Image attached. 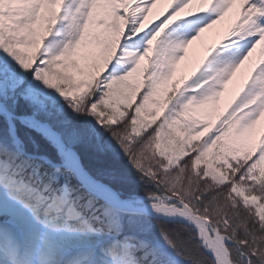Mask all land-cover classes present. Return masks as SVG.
Wrapping results in <instances>:
<instances>
[{"label": "snow or ice", "instance_id": "obj_1", "mask_svg": "<svg viewBox=\"0 0 264 264\" xmlns=\"http://www.w3.org/2000/svg\"><path fill=\"white\" fill-rule=\"evenodd\" d=\"M157 2L0 0V264H264V0Z\"/></svg>", "mask_w": 264, "mask_h": 264}, {"label": "rangeland", "instance_id": "obj_2", "mask_svg": "<svg viewBox=\"0 0 264 264\" xmlns=\"http://www.w3.org/2000/svg\"><path fill=\"white\" fill-rule=\"evenodd\" d=\"M166 2L167 0H158L152 12L149 13L150 20H155L156 14L165 8ZM224 21L225 19L212 26V28L207 29L205 33H202L197 40H194L191 44L188 45L183 58L177 64L176 72L173 76L174 82L179 83L184 78L190 76L191 73L196 70L200 60L206 55L210 47L226 41L227 37L230 34L227 33L226 28L223 26ZM249 65L250 64H248L247 66ZM242 67L244 66L242 65ZM178 71L181 72V74L177 76L176 73ZM243 76H245L244 72ZM235 77H238V75ZM239 79L240 76L228 83L225 92L222 93L219 101L211 112V119L215 120L219 117L220 113L225 109L229 99H231V97L239 90L241 83Z\"/></svg>", "mask_w": 264, "mask_h": 264}, {"label": "bare ground", "instance_id": "obj_3", "mask_svg": "<svg viewBox=\"0 0 264 264\" xmlns=\"http://www.w3.org/2000/svg\"><path fill=\"white\" fill-rule=\"evenodd\" d=\"M235 19H236L235 10H230L229 13L226 14V18H225V21L223 24V26L226 28L227 33H229V34H230V32H229L230 25L235 21ZM258 56H259V49H257V51L253 54V57L250 58L249 61H245V63L243 64L244 67H242V65H241V67L239 69H237L232 80H235L240 76L239 80L241 81V83H240V86H241L244 83V81L246 80V78L248 77V75L250 74L252 66L255 62V59L258 58ZM248 64H250V65L247 66ZM243 72H244L245 76H243ZM180 74H181V72H179V71L176 73L177 76ZM237 75H238V77H235Z\"/></svg>", "mask_w": 264, "mask_h": 264}]
</instances>
